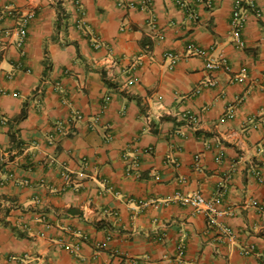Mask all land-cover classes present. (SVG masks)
Segmentation results:
<instances>
[{
	"label": "crops",
	"instance_id": "0c3cea01",
	"mask_svg": "<svg viewBox=\"0 0 264 264\" xmlns=\"http://www.w3.org/2000/svg\"><path fill=\"white\" fill-rule=\"evenodd\" d=\"M253 1L0 0V264H264Z\"/></svg>",
	"mask_w": 264,
	"mask_h": 264
},
{
	"label": "built area",
	"instance_id": "2783aa9c",
	"mask_svg": "<svg viewBox=\"0 0 264 264\" xmlns=\"http://www.w3.org/2000/svg\"><path fill=\"white\" fill-rule=\"evenodd\" d=\"M117 5L120 8H123L125 10L132 9L135 7H142V8H149L152 5L153 0H116ZM179 4L185 3L184 0H177ZM248 8H255V4L253 0H236L235 2V8H234V17L232 21V28H233V34H234V39L238 42L241 43V30L243 27L244 23V12ZM17 12L14 10L12 6L8 7L5 11L0 10V18L7 14H16ZM34 16V12L30 11L28 12L21 20V26H20V36H21V41L26 37L27 31H26V26L29 23L30 19H32ZM8 33V32H7ZM4 48V42L3 39L0 38V52ZM190 48L192 49L195 54H204L205 51L202 49L195 47L193 44L190 45ZM207 67L208 68H218V67H223L224 69L228 70L230 69L229 62L226 58L222 57L219 60H209L207 62ZM1 92H3L2 89H0ZM111 138V136H109ZM135 167L138 165L137 162H135ZM63 175L65 178H70V173L64 172ZM187 202L191 203L193 206L200 208L202 206H208V208L213 210V207L211 203H209L206 200V197L202 193H195L192 196H189L186 199Z\"/></svg>",
	"mask_w": 264,
	"mask_h": 264
}]
</instances>
